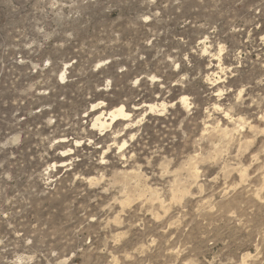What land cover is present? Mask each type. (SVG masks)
Segmentation results:
<instances>
[{
	"label": "rangeland",
	"instance_id": "1",
	"mask_svg": "<svg viewBox=\"0 0 264 264\" xmlns=\"http://www.w3.org/2000/svg\"><path fill=\"white\" fill-rule=\"evenodd\" d=\"M262 178L264 0H0V264H264Z\"/></svg>",
	"mask_w": 264,
	"mask_h": 264
},
{
	"label": "bare ground",
	"instance_id": "2",
	"mask_svg": "<svg viewBox=\"0 0 264 264\" xmlns=\"http://www.w3.org/2000/svg\"><path fill=\"white\" fill-rule=\"evenodd\" d=\"M184 105H187V98H182V102ZM173 105V104H172ZM156 107V106H155ZM164 107V106H163ZM149 109L152 111L153 110V106L150 105ZM95 121L93 122V127L97 128L98 130H103L106 129L108 127H110L111 125H113L114 123H116L117 121H127L128 119V113L125 112L124 107L123 106H118L114 109H111L109 111L105 112H101L98 116H96ZM93 119V120H94ZM253 129V128H252ZM250 131V130H249ZM125 144L122 145V147ZM262 168V167H261ZM263 171V170H262ZM263 173V172H262ZM263 175V174H262ZM259 176V175H258ZM262 177V176H261ZM263 179V178H262ZM264 180V179H263ZM263 182V181H261ZM260 182V183H261ZM264 187V186H263ZM261 191V190H260ZM255 194V193H254ZM259 194V193H257ZM256 194V195H257Z\"/></svg>",
	"mask_w": 264,
	"mask_h": 264
}]
</instances>
